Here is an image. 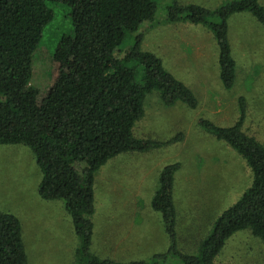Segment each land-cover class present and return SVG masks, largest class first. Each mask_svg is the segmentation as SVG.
<instances>
[{"label": "trees", "instance_id": "obj_1", "mask_svg": "<svg viewBox=\"0 0 264 264\" xmlns=\"http://www.w3.org/2000/svg\"><path fill=\"white\" fill-rule=\"evenodd\" d=\"M54 4L68 8L72 27L55 46L50 82L41 90L32 84L34 57L55 18ZM157 10L156 0H0V144H24L33 151L42 172L39 195L63 200L72 218L80 239L77 264H124L91 251L95 172L120 154L147 152L183 139L182 132L166 141L135 134L147 97L156 92L169 107L178 102L191 108L198 105L192 89L143 48L141 33L132 46L121 48L126 34L137 33ZM167 10L171 21L184 19L212 31L219 47L221 81L232 88L237 65L228 39V17L249 11L264 25L260 0H234L214 10L171 0ZM239 105L241 116L231 126L203 118L199 122L245 159L252 171L251 185L218 216L198 253L184 254L177 250L173 194L181 164L166 165L151 206L162 213L171 246L155 254L151 263L129 264H217L215 258L235 233L248 229L264 240V145L243 130L242 96ZM169 256L173 262L167 261ZM0 264H28L20 220L1 208Z\"/></svg>", "mask_w": 264, "mask_h": 264}, {"label": "rangeland", "instance_id": "obj_2", "mask_svg": "<svg viewBox=\"0 0 264 264\" xmlns=\"http://www.w3.org/2000/svg\"><path fill=\"white\" fill-rule=\"evenodd\" d=\"M170 1L156 0L158 10L155 19L162 22L159 28L162 33L158 32V28L149 29V22H145L137 33L126 34L121 48L132 46L136 34L141 33L144 36L143 48L160 57L166 69L192 89L198 105L191 108L178 102L169 107L163 105L156 92L150 94L135 134L166 141L182 132L183 139L147 152L120 154L106 163L110 168L103 165L95 172L94 220L97 226L94 228L91 251L103 259L124 264L136 261L151 263L155 260V254H163L171 246L162 213L155 215V210L148 203L151 194L159 187L160 174L166 165L175 162L181 164L174 176L173 194L177 213V250L184 254L198 253L218 216L251 185L252 171L245 159L225 141L202 128L199 119L210 120L219 126H231L237 119L233 101L244 94L248 99V115L243 130L264 145V53L260 54L259 61H236V80L230 89L225 88L220 76L216 75V67L220 73V66L215 63L216 57L209 50L212 44L203 28L189 30L187 27L189 33H185L186 37H190L192 42L202 41L207 52L214 57L182 60L178 56V65L165 60V52H170V49L164 46V33L168 37L171 33L164 31L163 22L167 18ZM187 1L208 9L218 6L216 0ZM53 7L55 18L47 26L34 57L32 84L41 90L50 82L55 46L72 27L68 8L61 4H54ZM239 22L240 19L235 21ZM192 47L193 44H190V54ZM111 174L118 175L120 187L131 190L140 202L133 205L139 206L138 214L135 211L116 213L121 214L126 227L113 235L116 229L107 227L103 233L99 227L102 223L99 218L101 196L107 195L110 191L107 193L105 189L110 190L114 184L110 179L107 186L106 180L102 185L100 177H111ZM41 178L42 172L31 148L24 144H0V208L19 218L28 264H77L76 248L80 239L75 234L72 218L63 200L41 198L38 193ZM160 218L164 229L160 226ZM132 220L134 227L131 225L130 228L128 224H132ZM106 240L113 242L112 246L106 244ZM108 249L113 257L107 254ZM171 257L167 261L173 262ZM215 263L264 264V240L248 229L239 231L227 240Z\"/></svg>", "mask_w": 264, "mask_h": 264}, {"label": "crops", "instance_id": "obj_3", "mask_svg": "<svg viewBox=\"0 0 264 264\" xmlns=\"http://www.w3.org/2000/svg\"><path fill=\"white\" fill-rule=\"evenodd\" d=\"M231 1H234V0H216L215 2H217L218 6L214 9L220 8L221 6L227 3H230ZM176 2L180 6L195 4L187 0H176ZM260 4L264 7V0H260ZM196 5H199V4H196ZM199 6H202V5H199ZM214 9H211V10H214ZM237 19H240L239 23H235ZM161 24L162 22H158L154 18L152 21H149L148 27L149 29H152V30L154 28H158V32L162 33V31L159 29ZM163 28H164V31L171 33L170 37H168L164 33V46L169 47L170 49V52H165V56H164L165 60L171 61V62L174 61V63L178 65L179 63H177L176 61L178 56L182 57V60L190 59V58H194L195 60H198L202 56L209 57V56L214 55L217 60L215 63L219 64V47L217 45L214 34L205 25L200 24V23H192L184 19L171 21L168 18H166L163 22ZM186 28L187 29L203 28L208 34L209 43L212 44L209 50L212 52L213 55L207 52L206 46L202 41L192 42L190 37H186L185 33H189L188 31H186ZM149 32H151V30ZM154 34H152L150 38ZM228 39L230 43L231 54H232V57L235 59V61L240 60V59H247V60H251L254 62L259 61V59L261 58L260 54L264 53V25L249 11L233 13L228 17ZM161 44H163V41L161 42ZM190 44H193L191 54L189 52ZM236 65H237V62H236ZM215 72H216V75L220 76V73L217 67H216ZM242 97H244L245 100L248 101V99L246 98L244 94H242ZM233 104H234V107L236 106V109H237L236 111L237 119H235V121L233 122V124H235L241 116L239 98L238 100L237 99L234 100ZM247 115H248V110H246L245 112L244 122L247 119ZM104 165L108 166L106 165V163ZM108 167L110 168L111 166L109 165ZM113 171H116V170H113ZM100 179H102L101 180L102 185H104V182L106 180L105 186H107L110 179H112L114 182L110 190L105 189V192L107 193L109 191L110 192L107 195L102 194L101 196L100 217H99L102 222L100 223L99 227L102 229L103 233L105 232L106 228L109 227V228L116 229V230H113L112 232V235H113L114 233H118L119 230L125 229L126 227V221L123 220V218L121 217V214H116V213H118V211H127V212L134 213L135 211L136 214H138V212L140 211L139 206L134 207L133 205L134 204L138 205L140 204V202L138 201L136 196H133V192L131 190L126 191L125 189L120 187V184H119L120 177L118 175L111 174V177H109V175H106L103 177L101 176ZM154 194L155 193L151 194V198L148 201L150 205H151V200ZM136 195L137 196L139 195L138 191L136 192ZM155 212L156 211H154V214L159 216L158 215L159 213L158 212L155 213ZM159 220H160L161 228L164 229L161 218ZM94 223H95V220H94ZM131 225L132 227H134L133 220H132V224L131 223L128 224L130 228H131ZM96 226L97 225L95 223V228ZM105 242L106 244L108 243L110 246H112L113 242L110 243L108 240H106ZM107 254L113 257L110 251Z\"/></svg>", "mask_w": 264, "mask_h": 264}]
</instances>
